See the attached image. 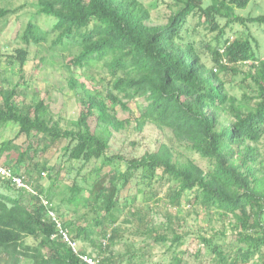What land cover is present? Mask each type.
I'll use <instances>...</instances> for the list:
<instances>
[{
	"label": "trees",
	"instance_id": "obj_1",
	"mask_svg": "<svg viewBox=\"0 0 264 264\" xmlns=\"http://www.w3.org/2000/svg\"><path fill=\"white\" fill-rule=\"evenodd\" d=\"M252 1L172 0L175 6L167 21L154 23L151 8L143 0H36L35 18L52 16L53 24L43 29L30 20L21 34L25 46L7 56L0 53V66L5 57L17 65L24 79L31 44L40 45L53 35L51 47L79 46L68 68L91 71L102 61L111 77L103 93L70 75V87L81 89L84 98L78 117L65 128L45 99L20 103L22 82L0 77L3 85L9 84L0 89V125L18 124L19 134L30 140L14 163L2 160L12 141L0 146V162L24 175L30 185V189L17 188L10 180L0 179V264H86L61 237L52 238L57 226L50 210L77 240H89L99 249L101 255L95 256L100 264H121V256L116 258L111 250L108 255L102 253L122 236L116 225L122 201L125 206L135 203L139 193L159 200L158 186L165 185L172 206H181L189 192L193 198L187 201L201 203L205 210L215 208L220 217L231 216L237 242L233 246L217 241L214 233L177 232L171 222L159 230L153 221L148 225L140 211L132 212L130 216L139 221L134 234L166 245L172 253L168 264H184L187 256L199 264H248L257 256L254 264H264V152L260 146L264 139V52L250 32L238 36L233 30L235 23L264 24V13H238ZM16 11L0 7V17ZM199 28L216 32L200 42H205L212 66L192 36ZM233 81L243 88L240 96L230 92ZM137 98H144L146 104L138 105L136 129L141 132L153 124L160 133H170L171 144L161 141L157 150L130 159L108 155L113 133L132 124L131 118L117 115L116 107L130 110L129 102ZM32 139L44 150L64 140V161L58 166L29 163L38 148ZM195 155L207 161V168ZM116 161H124L126 170L114 167ZM45 171L52 184L43 188ZM61 180L72 181L67 185L70 192L63 203H55L53 189ZM134 186L136 193L129 201L123 192ZM45 199L50 205L43 203ZM65 201L75 206V212L81 204L90 208L97 214L95 222L84 225L64 220ZM181 219L177 217L179 227ZM107 223L113 227L110 234ZM98 225L102 242L93 237ZM189 235H193L192 250L190 245L182 248ZM79 252L87 251L81 247ZM139 253L131 246L123 255L129 264H146L145 250Z\"/></svg>",
	"mask_w": 264,
	"mask_h": 264
},
{
	"label": "rangeland",
	"instance_id": "obj_2",
	"mask_svg": "<svg viewBox=\"0 0 264 264\" xmlns=\"http://www.w3.org/2000/svg\"><path fill=\"white\" fill-rule=\"evenodd\" d=\"M160 1L161 2L157 4L156 0H143V2L151 8L152 22L154 23L166 22L171 9L175 6L172 5V0ZM204 2L209 3L211 0H204ZM3 6L17 9L14 14L0 17V53L4 56L11 54L17 47L25 46L21 34L30 20L35 19V21L43 29L51 27L53 24L52 21H54L52 16L47 15H37L35 18L37 12L36 0H0V7ZM238 13L242 16H247L249 14H263L264 0H253L247 8L238 9ZM192 22H195V19ZM222 22L224 23L223 19ZM233 26V30L236 32L234 34L238 36L244 35V32H250L254 38L258 40L261 52H264V24L257 25L248 23V27H245L243 24L235 23ZM199 31L200 32H193L192 36L199 42L203 59L209 66H212L213 63L210 54L205 48V42H200L203 37L212 38L213 33L216 34V32L207 31L202 28H199ZM204 34L207 35L205 36ZM52 38L53 35H51L49 41L43 42L40 45L34 43L31 44L30 58L24 67V79H21L17 65L9 63L5 57H3V62L0 66V77L7 78L13 82H22L20 87L21 93L17 98L20 103H22L21 101L30 103L33 100H38L40 98L45 99L46 102L50 104L51 109L57 118H60L61 125L65 128L70 126L71 120L78 117L79 111L83 106L82 102L84 98V93L81 89L74 91L70 87L68 83L70 75L73 73L77 79L86 81L89 88L102 91L103 93H106L107 83L109 82L111 76L102 61L91 71H83L81 68L74 67L73 65L68 68L67 62L79 52V46L71 44L66 48L51 47ZM43 58L44 61L39 64L40 60H43ZM238 79L239 78H237V80ZM23 81L27 83H24ZM8 85L9 84H6V86L3 85V81L0 80L1 90L4 87L8 88ZM229 88L231 89V93L238 96H240L243 92V88L239 86L238 81H233ZM1 100L2 95L0 92V101ZM139 104H146L144 98H137L130 101V110H125L120 106L116 107L117 115L122 119L131 118L132 124L122 131H115L113 133L110 148L107 152L108 155L120 154L126 159L141 157L146 152L157 150L161 141L167 143L170 142V133H160L153 124L146 125L144 130L141 132L136 129V121L134 120V117L138 115ZM7 140L12 141V144L7 148L2 160L14 163L20 158L22 152L27 148L30 140L25 134H19V125L15 123L0 125V146ZM32 144H34L35 148L37 146L38 148L34 154V159L29 160V163L47 162L48 165L58 166L64 161V140L55 142L45 150L42 149V145L39 146L38 142L34 139H32ZM260 146L264 152V139L261 141ZM194 157L203 167L207 168V161L199 158L198 155H195ZM113 166L119 168L121 171L126 170V163L124 161H116ZM75 174L76 170L72 171L69 177L73 178ZM69 183H72V181L61 180L55 184L53 189L55 192V203L61 202L63 198L65 199L68 197L70 191L67 185ZM155 183L156 181L154 184ZM51 184L52 180L48 176L47 172L43 173L41 186L44 188L50 186ZM142 186L143 185H141V187ZM135 193L136 187L134 186L129 192L124 190L123 195H128L129 201H132ZM158 193L159 200H149L143 193H139L135 203L129 202L128 206H125V203L122 201L120 208L118 209L120 219L116 224L120 226V234H122V236L117 240L115 245L102 254L108 255L111 250L115 254L116 258L121 256V258L119 257L120 259H123L121 264H129L130 259L128 256H124L123 254L131 246H133L134 249L139 250V254L142 253V250H145L146 255L143 258L146 259V264L169 263L172 253L167 250L166 245L159 243L154 244L150 238L134 234L136 226L139 225V221L130 215L135 211L141 212L145 221L149 223L148 225H150V221H153L154 225L159 228V230H163L171 222L175 228H178L177 232L186 231L188 233L194 232L195 234L200 231L207 235L214 233L216 235L215 240L227 242V244L233 243V246H237L236 237H234L235 232L233 233V227L231 225V216L220 217L217 209L215 208H212L209 211L205 210L201 203L187 201V197L189 199L193 198V194L189 192L188 195H184L181 206H172L167 196V185L158 186ZM87 194L88 193L86 191L83 192V196H87ZM65 205L66 206H63L64 209L62 212L67 211L68 213L64 214V220L69 218L77 221L78 224L84 225L89 223L93 224L95 222L97 214L90 210V208L81 204L78 207V211L75 212L73 210L75 206L66 203V201ZM170 213L172 215H170ZM101 216L102 215H100V217ZM177 217L182 218L180 220L182 222L181 227L177 225ZM128 219H131V221L126 222ZM105 229L110 234L113 227L107 223ZM101 230V225L94 226L93 237L102 242L104 237L100 233ZM223 230L226 231L225 235L221 234ZM192 236L193 235H189L186 237L187 242L184 246H182V248H186L187 245H190L192 250ZM28 242H31V239L28 240ZM79 243L87 252L94 255H101L99 249L93 246L89 240L80 239ZM146 243H148V245H146ZM169 244L170 241L167 242V245ZM120 259H118V261ZM257 260L258 258L256 256L248 264H254ZM184 264L199 263L193 256H187ZM207 264H212V261H209Z\"/></svg>",
	"mask_w": 264,
	"mask_h": 264
},
{
	"label": "built area",
	"instance_id": "obj_3",
	"mask_svg": "<svg viewBox=\"0 0 264 264\" xmlns=\"http://www.w3.org/2000/svg\"><path fill=\"white\" fill-rule=\"evenodd\" d=\"M0 179L10 180L12 185L17 188L30 189V185L26 183L24 175L15 174L11 167L2 162H0ZM43 203L45 205H50V202L46 199ZM49 215L55 220L57 226V232L52 236V238L61 237L74 252L79 253V256L86 264H100V258L95 255H92L89 252H79L81 249L79 240L73 236L69 229L64 227L62 220L58 219V214L54 210H50Z\"/></svg>",
	"mask_w": 264,
	"mask_h": 264
}]
</instances>
